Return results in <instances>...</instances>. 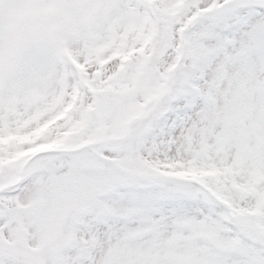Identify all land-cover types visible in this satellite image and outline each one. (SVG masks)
I'll use <instances>...</instances> for the list:
<instances>
[{
    "label": "snow or ice",
    "instance_id": "obj_1",
    "mask_svg": "<svg viewBox=\"0 0 264 264\" xmlns=\"http://www.w3.org/2000/svg\"><path fill=\"white\" fill-rule=\"evenodd\" d=\"M0 264H264V0H0Z\"/></svg>",
    "mask_w": 264,
    "mask_h": 264
}]
</instances>
